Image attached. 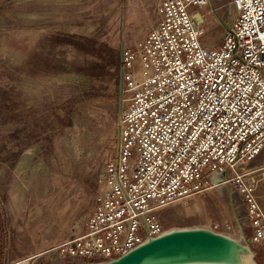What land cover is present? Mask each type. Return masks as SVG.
<instances>
[{
	"label": "rangeland",
	"instance_id": "1",
	"mask_svg": "<svg viewBox=\"0 0 264 264\" xmlns=\"http://www.w3.org/2000/svg\"><path fill=\"white\" fill-rule=\"evenodd\" d=\"M148 1L0 0V90L7 100L0 108V264L39 254L34 264H71L48 252L95 208L127 105L108 49L120 63L123 49H138L144 39L135 44L136 36L155 17ZM230 5L209 0L198 8L223 17ZM19 139L30 145L20 147ZM263 193L264 180V201ZM161 220L168 229L239 236L229 193L221 197L211 182L164 209ZM240 221L246 240L247 214ZM251 249L264 264V249Z\"/></svg>",
	"mask_w": 264,
	"mask_h": 264
},
{
	"label": "built area",
	"instance_id": "2",
	"mask_svg": "<svg viewBox=\"0 0 264 264\" xmlns=\"http://www.w3.org/2000/svg\"><path fill=\"white\" fill-rule=\"evenodd\" d=\"M207 3L161 0L158 25L138 49H123L127 105L115 154L92 215L50 255L71 264L117 259L168 231L162 211L223 171L246 206L245 241L264 249V0H231L235 16L218 48L202 43L191 13Z\"/></svg>",
	"mask_w": 264,
	"mask_h": 264
},
{
	"label": "water",
	"instance_id": "3",
	"mask_svg": "<svg viewBox=\"0 0 264 264\" xmlns=\"http://www.w3.org/2000/svg\"><path fill=\"white\" fill-rule=\"evenodd\" d=\"M234 14L232 4L226 8L223 17L216 13L227 32L230 31ZM228 15L232 16L229 21ZM120 75L121 94L122 74ZM119 104L121 105V97ZM121 111L120 109L119 115ZM119 127L118 121L117 128ZM226 174V171L221 172L217 180L212 177L211 183L216 186L221 197L225 198L226 192L229 193L233 216L239 228L238 237L205 227L173 228L157 237L149 238L117 259L98 264H257L254 252L244 239V229L240 221V217L247 214L246 206L238 191L227 182Z\"/></svg>",
	"mask_w": 264,
	"mask_h": 264
},
{
	"label": "crops",
	"instance_id": "4",
	"mask_svg": "<svg viewBox=\"0 0 264 264\" xmlns=\"http://www.w3.org/2000/svg\"><path fill=\"white\" fill-rule=\"evenodd\" d=\"M160 2L161 0L148 1V4L152 8L151 10L154 12L155 17L152 22L148 23L145 30L136 36L137 39L134 42L135 44L138 41L145 39L149 35V33L158 25L159 15L158 13H156V11L158 10V5L160 4ZM191 13L199 26L202 28V43L209 48H218L219 46H221L227 31L225 29V25L220 22L217 15L205 13L204 9H202L201 11L198 7H193ZM67 228L68 225L64 227L62 226L60 232H65Z\"/></svg>",
	"mask_w": 264,
	"mask_h": 264
},
{
	"label": "trees",
	"instance_id": "5",
	"mask_svg": "<svg viewBox=\"0 0 264 264\" xmlns=\"http://www.w3.org/2000/svg\"><path fill=\"white\" fill-rule=\"evenodd\" d=\"M108 52L110 54V58H111L112 66H113L114 70L117 73H119L120 69H121V63L118 60V56H116V52L114 50H112V49H108ZM98 66L100 67V65H98ZM1 79H3V76L0 74V81H1ZM5 95L6 94L1 92V90H0V96L2 97V100H1L2 105H0V108L3 107V106L5 107L6 104H7V100L5 98ZM18 130H20V129L19 128L16 129V131H18ZM16 131L13 132V133H17ZM19 140L20 141H18V144H19L20 147L24 148V147H27L28 145H30V143H26L23 139H19Z\"/></svg>",
	"mask_w": 264,
	"mask_h": 264
},
{
	"label": "bare ground",
	"instance_id": "6",
	"mask_svg": "<svg viewBox=\"0 0 264 264\" xmlns=\"http://www.w3.org/2000/svg\"><path fill=\"white\" fill-rule=\"evenodd\" d=\"M212 177H213L215 180H217L218 177H219V175H218V174H213ZM219 195H220V194H219ZM220 196H221V195H220Z\"/></svg>",
	"mask_w": 264,
	"mask_h": 264
}]
</instances>
